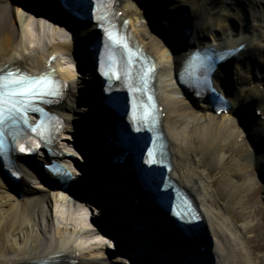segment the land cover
<instances>
[{"label":"bare ground","instance_id":"6f19581e","mask_svg":"<svg viewBox=\"0 0 264 264\" xmlns=\"http://www.w3.org/2000/svg\"><path fill=\"white\" fill-rule=\"evenodd\" d=\"M39 2L43 3L41 9L31 0H0V68L15 66L30 74L55 68L66 88L64 98L55 110L64 122L63 130L74 129L75 121L81 119L80 127L87 124V138H91V129L101 128L100 114L105 115L99 102L93 100V94L89 97L98 87L91 69H86L91 65L88 50L91 25L79 26L68 15L57 11L54 3ZM145 2L148 4L151 0H118V11L128 20L133 37L158 65L155 86L162 108V129L169 140L171 176L182 188L181 193L186 192L185 197H192L202 225L197 222L193 226L196 232L190 239L178 241L182 244L179 246L173 238L167 237L175 220L163 214L155 221L140 218L132 202L134 193L127 187H120L115 176L107 180V191H99L103 195L99 197L97 184V189L89 196L83 190L71 195L56 183L33 180V176L21 170L22 196L19 197L14 186L0 173V264H32L45 259L49 264H69V259L75 260L73 264H130L121 254L108 262L104 250L113 246L115 239L119 242L126 239V254L133 253L134 257L136 254L130 249L135 245L138 255L147 259L146 264H199L192 258V253L199 254L203 264H255L252 259H257L260 254L257 250L264 248V235H260L261 227L254 223V211L250 209L254 191L249 190L254 183L252 170L264 189V73L253 77L251 65L246 62L248 57L250 62L264 58V0H172L167 7L186 16L197 46L220 49L247 44L248 57L241 60L246 65H235L233 76L237 86L228 95L230 108L219 114L206 102H198L195 108L189 105L188 95L176 79L187 53L179 50L180 43L170 46L176 31L168 30L171 35L165 36L170 22L165 20L158 5L157 13L152 14ZM51 57L54 59L48 64ZM64 57L75 63L74 70L61 66ZM83 68L89 73L86 82L78 77ZM215 86L223 92L219 84ZM247 104L254 107L255 117H244L248 119L245 124L249 123L245 130V125L240 124L243 115L239 110ZM90 106L96 112L92 111L89 120L82 119L85 115L90 116ZM62 138L68 140L71 136L67 134ZM64 144L68 143L60 139V148L70 153ZM79 144L84 166H88L89 157L94 153L92 144L90 141L85 144L84 138ZM65 159L68 161L69 158ZM70 166L77 177L73 181H83L79 189L89 191L84 188L85 173H80L71 162ZM211 170L216 171L212 176ZM26 182L35 185L39 193H34ZM243 193L248 198L240 203ZM218 195L225 199V205L215 202ZM90 198H98L96 201L101 205L94 208L92 214L101 217L104 206L117 200L116 211L94 221L91 226L86 223L88 212L84 210V206L91 204ZM52 205L54 211L51 213ZM239 205L242 209H238ZM140 208L147 211L144 206L140 205ZM74 210L83 213L73 216L71 211ZM231 213L236 214L239 223L231 221ZM108 230L115 233V239L109 236L105 242L101 235L109 234ZM93 234L100 239L85 240ZM255 240L260 241L253 243ZM162 242L167 249L160 246ZM248 247L256 249V258L251 259Z\"/></svg>","mask_w":264,"mask_h":264},{"label":"snow or ice","instance_id":"6c2138e0","mask_svg":"<svg viewBox=\"0 0 264 264\" xmlns=\"http://www.w3.org/2000/svg\"><path fill=\"white\" fill-rule=\"evenodd\" d=\"M49 83L48 77H30L16 72H8L5 76H0V137L4 134L6 119H10L17 115H23L20 111L22 106L25 111L33 104L37 103L43 97L59 94L50 89L45 88ZM8 105L6 108L5 105ZM7 113V116L5 115ZM4 140L0 138V160L7 155L3 151ZM20 152H24V148H20Z\"/></svg>","mask_w":264,"mask_h":264},{"label":"rangeland","instance_id":"374dc122","mask_svg":"<svg viewBox=\"0 0 264 264\" xmlns=\"http://www.w3.org/2000/svg\"><path fill=\"white\" fill-rule=\"evenodd\" d=\"M41 19V18H40ZM14 25V24H13ZM13 30L16 31V25L13 26ZM263 59V58H262ZM62 64L61 66L62 67H68L72 70L75 69V63L72 61V60H68V58L64 57L62 58ZM78 77L82 80L83 79V82H86L87 79L89 78V73L87 71L81 69V71H79L78 73ZM79 104H81L80 106L83 105L82 102H80V100H78ZM188 102L190 103L189 105L191 107H194L192 105V103L188 100ZM195 108V107H194ZM70 131H64L60 136L63 137L64 135H66L65 133H69ZM62 139V138H61ZM63 142H67L69 143V145H71V139H68V140H62ZM245 141V144H247V140H244ZM206 159V158H205ZM205 159H203V161H205ZM76 163V162H75ZM78 163L80 165H84V160L82 158H79L77 159V165ZM216 171L215 170H211L210 172V176H212ZM252 173H253V179H254V183L251 184L249 190L250 192L254 191V200L251 202V211L254 213V223H256L260 228V235H264V189H263V183H261L260 179L256 176L254 170H252ZM30 184V183H29ZM31 188L34 189V193H39L38 190H36V187L35 185L33 184H30ZM22 196L21 194L19 195V197ZM248 197L246 196V193H243L241 194L240 196V203H242L243 201H245ZM216 203H219V204H222V205H225V199L221 196V195H218V198L216 199L215 201ZM58 206V205H57ZM84 210H86L88 212V214H86V223H88L89 225H93L94 224V221H96L100 216L99 215H96V214H92V212H94V208H96V205L94 204H87V206H84ZM83 209V208H82ZM238 209H242V205H239L238 206ZM54 211V205L51 206V209H50V212L52 213ZM81 210H74V211H71L73 216H78L79 213L82 214L83 212ZM90 211H91V214H90ZM231 221L235 222V223H239V218H237L236 214H233L231 213ZM239 221V222H238ZM46 223V222H45ZM48 225V223H47ZM258 233V232H257ZM101 235V234H99ZM101 237H103V241L106 242L108 236L106 235H101ZM264 237V236H263ZM94 239H100L99 236L93 234L92 236H87L85 238L86 241H92ZM260 240H255L253 243H259ZM107 249L104 250V252L106 251ZM248 250H249V253L251 255V259L252 257L253 258H256V254H254V251L256 252V249L255 248H251V247H248ZM258 253V257L257 259H252V261L255 263V264H264V248H262L261 250H257ZM106 253V252H105ZM106 257H107V260L108 262L110 263V259L108 257V254L106 253L105 254Z\"/></svg>","mask_w":264,"mask_h":264},{"label":"water","instance_id":"95a60500","mask_svg":"<svg viewBox=\"0 0 264 264\" xmlns=\"http://www.w3.org/2000/svg\"><path fill=\"white\" fill-rule=\"evenodd\" d=\"M248 53V49L245 50L242 54V57L246 56V54ZM248 57V56H246ZM246 60H251L250 57L246 58ZM252 69L257 68L260 72H264V63H260L258 60H253L250 62ZM110 121V119H109ZM108 121V125H112L111 122L109 123ZM114 123V122H112ZM114 125V124H113ZM112 125V126H113ZM121 141H123L121 139ZM107 165L111 166L112 163L110 161L106 162ZM129 165V161L127 160L125 162V165L122 166V170L124 171V173H126V180H128L129 183H131L132 185V189H133V193L135 194V204L137 202L136 206V211L139 213L140 218L142 219H153L152 221L155 220H160V215L163 214L164 215H169V213L163 211L157 204V202H160V199L158 200L157 196L152 195L153 191L150 189L152 188V186L148 185V183L146 184L144 182V177H143V169H140L139 166L131 167V168H126V166ZM152 192V193H151ZM142 197V198H140ZM137 200V201H136ZM144 205H143V202ZM141 206H144L147 210V213H150V215H145L144 213H146L143 209L140 208ZM169 219L173 218L175 220L174 217L170 216L168 217ZM171 223V222H170ZM155 224V223H154ZM174 227L171 228L172 230H170V233L167 235L168 238H173L172 240L176 241L177 244L179 246H182V244H180V240H185V239H190L192 234L194 232H196L195 228L193 229V226H189L187 225L186 222H182L180 223V220H175L174 222H172V224ZM198 230V229H197ZM166 237V238H167ZM164 239V238H163ZM159 242V241H158ZM161 243V242H159ZM163 244V242H162ZM163 247V249H167L166 248V244L160 245ZM184 249V248H183ZM193 254V253H192ZM193 259H196L198 261L199 264H203V262H201V257H199L200 255L196 254V255H192ZM200 261V262H199Z\"/></svg>","mask_w":264,"mask_h":264}]
</instances>
